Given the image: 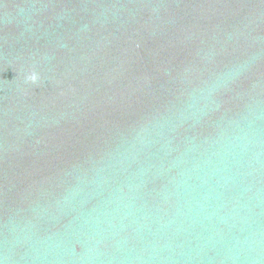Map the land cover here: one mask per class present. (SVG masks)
<instances>
[{
    "label": "water",
    "instance_id": "95a60500",
    "mask_svg": "<svg viewBox=\"0 0 264 264\" xmlns=\"http://www.w3.org/2000/svg\"><path fill=\"white\" fill-rule=\"evenodd\" d=\"M0 264H264V0H0Z\"/></svg>",
    "mask_w": 264,
    "mask_h": 264
},
{
    "label": "clouds",
    "instance_id": "9594fccd",
    "mask_svg": "<svg viewBox=\"0 0 264 264\" xmlns=\"http://www.w3.org/2000/svg\"><path fill=\"white\" fill-rule=\"evenodd\" d=\"M29 79H31L33 82H35V80L37 79L35 74H32Z\"/></svg>",
    "mask_w": 264,
    "mask_h": 264
}]
</instances>
